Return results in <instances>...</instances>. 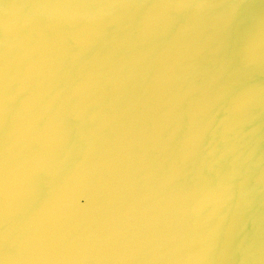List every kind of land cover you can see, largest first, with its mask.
<instances>
[{"label": "water", "instance_id": "1", "mask_svg": "<svg viewBox=\"0 0 264 264\" xmlns=\"http://www.w3.org/2000/svg\"><path fill=\"white\" fill-rule=\"evenodd\" d=\"M264 264V0H0V260Z\"/></svg>", "mask_w": 264, "mask_h": 264}, {"label": "snow or ice", "instance_id": "2", "mask_svg": "<svg viewBox=\"0 0 264 264\" xmlns=\"http://www.w3.org/2000/svg\"><path fill=\"white\" fill-rule=\"evenodd\" d=\"M0 264H7V258H5L4 260H0Z\"/></svg>", "mask_w": 264, "mask_h": 264}]
</instances>
